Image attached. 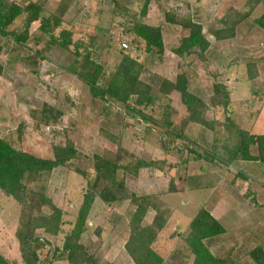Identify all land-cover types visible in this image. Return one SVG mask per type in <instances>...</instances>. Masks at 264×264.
Here are the masks:
<instances>
[{
  "label": "rangeland",
  "instance_id": "rangeland-1",
  "mask_svg": "<svg viewBox=\"0 0 264 264\" xmlns=\"http://www.w3.org/2000/svg\"><path fill=\"white\" fill-rule=\"evenodd\" d=\"M5 1L8 6L15 4L21 8L28 4L41 5L42 11L44 5L47 8L49 5L48 0ZM82 1L52 0L63 8L73 6L71 23L90 22L85 30H73L75 39L88 40L94 33H101L100 42L94 44V56L104 66L105 77L115 71L123 52L130 54L143 65L139 79L150 85L159 102L154 109H147L149 116L153 114L151 120L127 119L124 104L113 98L102 101L92 96L87 83L71 69L74 63L71 51L61 49L50 36L40 33L39 21L27 27L28 12L21 13L5 30H0V136L16 140L21 135L16 145L40 157H54L57 149L68 146L76 154L65 166L30 184L37 193L44 192L56 206L31 210L32 218L36 219L32 223L34 235L44 244L37 252V264H114L110 260L135 264L125 248L138 208L131 200L114 207L97 198L96 213L87 217L80 236L75 232L85 193L93 189L95 156L129 166H135L139 160L149 164L165 160L176 166L173 169L166 164L163 171L151 165L142 167L137 176L120 169L117 179L127 177L130 191L142 199L139 203L148 204L144 225L154 220L155 208L166 205L173 212L153 243L164 264H193L186 241L191 220L201 207L217 215L225 213V144H230L234 153L238 143L236 128H230L228 116L248 132L264 130V119L257 120L254 108L259 92L264 89V25L257 22L264 14V0L258 4L254 0H150L146 13H143L145 0H88L91 6L96 3L91 11L82 9ZM75 4L82 8L79 10ZM51 7L54 10L52 4ZM167 14L179 20L190 17L202 25L210 42L205 59L196 53L182 55L175 51L189 30L168 22ZM50 15L55 14L45 16ZM233 21L237 25L233 26ZM138 23L161 27L162 54L145 51L144 41L135 38L133 28ZM97 25L102 26V31ZM123 43L128 48H123ZM179 76H183L181 84L186 90L200 100L194 106L199 121L191 120L180 90L172 89L167 96L159 93L163 87L169 90ZM215 84L232 88L234 103L230 113L212 103ZM205 147H214L219 157L197 159L191 151L202 153ZM250 148L251 154L259 153L258 144L253 143ZM183 160L187 162L182 163ZM229 167L233 172L236 170ZM193 176H201L202 189L193 191L188 187L187 182ZM55 209L60 212L58 222L53 219L57 215ZM22 210L23 205L0 188L1 252L16 264H24L18 237ZM40 214L46 218L39 220ZM43 222L45 226L40 225ZM55 227L57 232L46 231ZM244 228L235 239L225 234L204 241L224 264L236 256L262 259L264 227L255 222ZM65 246L77 248L73 262L67 259L69 251L62 252ZM234 247L238 250L232 253Z\"/></svg>",
  "mask_w": 264,
  "mask_h": 264
},
{
  "label": "trees",
  "instance_id": "trees-1",
  "mask_svg": "<svg viewBox=\"0 0 264 264\" xmlns=\"http://www.w3.org/2000/svg\"><path fill=\"white\" fill-rule=\"evenodd\" d=\"M145 1L143 13H146V7L150 0ZM259 1L260 0H254V4H258ZM41 8V5L37 6L34 4H28L25 8H21L15 4H9L8 6L5 0H0V30H5L7 25L21 13L28 12L29 15L26 20L27 27L33 22L39 21V28L42 33H47V35L55 41L54 43L57 46L64 48V50L71 51L74 56V63L71 69L79 78L87 83L94 98H101L103 99L102 101L113 98L115 101L124 104L127 119L140 118L146 122L151 120L153 114L150 113L149 116L147 109H154L158 106L159 98L150 85L139 79L143 65L139 62L138 58H134L130 54L123 52L122 58L115 71L111 76L105 77L104 66L98 63L95 58L96 56H94V44L96 45V42L99 41L101 36H89L90 40L89 37L88 40H84L82 37L75 39V32H73L75 27H68L62 19L55 15L45 16L42 14L43 11ZM167 21L179 24L189 30V34L181 40L178 49L175 51L180 52L182 55H193L196 53L202 59L206 58L210 42L204 34L201 24L193 22L190 17H187L186 20L184 18L179 20V18L176 19L174 15L169 14H167ZM257 22L264 25V14ZM232 25H237V21H233ZM133 29L135 38L144 41L146 52H156L157 54H162L164 52L163 34L160 26L138 23ZM27 32L28 31L25 33ZM214 33L218 35L219 31H215ZM86 41L91 42L87 43ZM180 77L183 78V76H179L175 84H170L171 88H169V90L163 87L159 89V93L161 96H167V93L171 92L172 89L180 90L184 93L182 99L188 106L191 120L197 121L198 119L199 121L200 115L195 114L196 111L194 106L197 104L196 102L200 100L193 97L192 94L186 90L185 85L181 84L182 80ZM252 78L253 77H250V79ZM259 93H261L260 96H264V89ZM213 95L215 98H212V103L217 107H224V109L230 113V89L221 84H215ZM218 97L221 99L220 101L217 100L219 99ZM227 121L230 128H236L235 132L238 135V143L236 147H234V153L231 148H229L230 144H225L226 159L229 160L231 157L245 161L258 159L264 162V136H255L243 130L232 118H230V116H228ZM200 122L202 123V121ZM18 132L20 133L19 128ZM107 137L113 138L111 135ZM20 139L21 135H19V138L16 140L14 138H3L0 136V188L7 195L13 196L23 205L22 228L21 231L18 232V237L21 239L20 250L22 261L24 264H37L39 262L37 252L44 244L39 237L34 235L35 229L32 223H34L36 219L32 218L31 210L41 211L46 205H52L54 208H56V206L53 205L51 199L48 198L44 192L37 193L30 184L35 183L37 180L39 181L41 177L45 175H49L54 169L65 166L76 154L72 146H68L66 148H59L60 150L57 149L54 157H40L29 150L18 147L16 144ZM253 143L258 144L259 153L257 155L251 154L250 146ZM120 148L121 147H119V149ZM191 151L196 154L197 159L205 158L206 160H211L212 156L219 157V155L214 152V147H205L202 153L197 150ZM95 160L96 163L94 167L96 174L92 181L93 189L89 188L85 193L75 232L80 236L85 230L87 217L96 213L95 207L97 198L105 204H111L114 207L121 205L126 200H131V203L137 205L138 208L133 218L134 223L132 225L133 229L131 236L125 244L127 252L132 256L135 264H164L165 260L155 252L153 243L157 240L159 231L165 227L173 212H169L166 205L165 207H161L167 211H163L162 208H155L156 214L154 220L150 225H144L143 220L148 211V204H140L139 202L142 199L138 198L135 192L133 193L130 191L127 186V177L118 180L117 173L122 169L128 174L137 176L140 168L150 165L151 168L163 171L164 166L167 164L166 161L158 160L156 163L152 162L149 164L139 160L135 166H129L120 164L117 161L108 160L101 156H95ZM186 162V160L182 161V163ZM167 167L174 168L175 165L167 164ZM166 171L167 170H165V172ZM189 180L190 182L191 180L193 181L191 185L187 184L190 189H200L203 187L198 177L193 176ZM172 191L176 192L174 188ZM56 211L57 215H55L53 219L58 222L60 220V212L58 210ZM41 215L42 214L39 216L37 215V218L39 220L40 218L44 220L46 217ZM42 224L40 225L45 226L44 222ZM36 227L38 226L36 225ZM190 227L191 231L186 236V241L187 249L194 258L193 264H224L220 258L214 256L204 241L207 238L225 235V227L221 222L217 220L208 209L201 207L191 220ZM46 231L50 233H53L52 231L57 232V228H46ZM28 232H30L31 235L25 234ZM81 247H79V249ZM76 250V247L65 246L62 252L69 251L67 259L73 262L75 260ZM27 251H29L30 254H27ZM62 257L63 256H59V258ZM89 261H92L91 256L89 257ZM87 263L88 262H84L82 264ZM259 263H264V259ZM0 264L16 263L10 261L0 251ZM225 264L229 263L226 261Z\"/></svg>",
  "mask_w": 264,
  "mask_h": 264
},
{
  "label": "crops",
  "instance_id": "crops-1",
  "mask_svg": "<svg viewBox=\"0 0 264 264\" xmlns=\"http://www.w3.org/2000/svg\"><path fill=\"white\" fill-rule=\"evenodd\" d=\"M48 2H49L48 8L44 5L45 10L43 11L42 14L46 15V14L54 13L57 17H59L64 21L65 25H67L68 27H75V29L80 28L81 30H85V28H88V26L90 25V22L88 21L87 22L74 21V23L73 22L71 23V21L69 20V16L72 15L71 12L73 11L72 10L73 6L72 8L71 7L63 8L62 5H56L55 3H53L52 0H48ZM50 2L53 5L54 10L52 9ZM74 6H76V4ZM82 7H77V8L79 10L82 8V9H86L87 11H91L96 7V3L95 6L94 5L91 6L88 3V0H83ZM98 28H100V30L102 31V26L99 25ZM40 33H42L41 30ZM42 34L44 36H48L47 33H42ZM93 35L100 36L101 33L100 34L94 33ZM236 93H237V89H236ZM230 95L232 97V88L230 89ZM259 97L260 98L258 101L255 100L256 105L254 106V108L256 109V114L258 116L257 120L264 119V96H259ZM232 103H234V100L231 98V104ZM256 128H258V125H256ZM256 131L257 132L255 131L253 132V130H251V132L249 131V133L257 136H264V130H262L261 128ZM102 137H105V135H103ZM226 161L227 163H225V213L217 215V212L215 213L211 212V214L217 220H219L221 224L225 227V231H226L225 234H227V236H229L230 234L235 239L239 236L242 228L246 229L244 228L246 225H253L256 222V224L259 225L260 227H264L263 224L264 223V162L258 159L245 161L241 159H235L232 157L229 158V160L227 159ZM229 165L236 168V170L234 172L233 170H230ZM201 171H202L201 172L202 175L206 174V173L204 174V169L201 168ZM192 175L194 174L192 173ZM201 176H199V178ZM187 184L191 185L190 182H187ZM191 190L195 191L199 189H191ZM224 219H225V224L223 223ZM2 250L3 248L0 246V251ZM237 250L238 247L232 248V253H235V251ZM237 257L238 256H236L235 259L230 261L229 264H260L257 263V261L261 262L264 259L263 257L262 259L261 258L258 260L256 259L257 261H255V259L253 258L247 259L242 256L238 258ZM110 263L119 264L111 260Z\"/></svg>",
  "mask_w": 264,
  "mask_h": 264
},
{
  "label": "built area",
  "instance_id": "built-area-1",
  "mask_svg": "<svg viewBox=\"0 0 264 264\" xmlns=\"http://www.w3.org/2000/svg\"><path fill=\"white\" fill-rule=\"evenodd\" d=\"M123 48H128V44L127 43H123Z\"/></svg>",
  "mask_w": 264,
  "mask_h": 264
}]
</instances>
